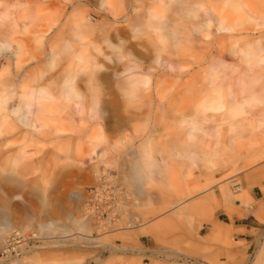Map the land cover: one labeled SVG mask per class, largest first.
Instances as JSON below:
<instances>
[{"label":"rangeland","instance_id":"obj_1","mask_svg":"<svg viewBox=\"0 0 264 264\" xmlns=\"http://www.w3.org/2000/svg\"><path fill=\"white\" fill-rule=\"evenodd\" d=\"M261 55L264 0H0V84L13 95L3 103L0 92V120L11 122L0 137V237L2 223L39 237L2 264H264ZM70 80L90 102L60 97ZM36 86L53 98L32 103L34 127H22L10 111ZM132 113L142 120L126 124ZM137 149L156 165L140 186L129 180ZM101 176L116 186L108 215L85 196L110 192ZM222 185L234 200L219 203ZM233 220L253 229L229 231ZM216 224L226 239L206 242Z\"/></svg>","mask_w":264,"mask_h":264},{"label":"bare ground","instance_id":"obj_2","mask_svg":"<svg viewBox=\"0 0 264 264\" xmlns=\"http://www.w3.org/2000/svg\"><path fill=\"white\" fill-rule=\"evenodd\" d=\"M180 1V0H179ZM182 5V4H181ZM184 5V3H183ZM153 9V8H152ZM152 12H154L152 10ZM151 14V12H150ZM153 15V14H152ZM151 15V16H152ZM150 16V15H149ZM154 16V15H153ZM226 17V16H225ZM127 18V17H126ZM153 18V17H152ZM153 20V19H152ZM174 20V19H173ZM125 22V20H124ZM172 22V21H171ZM177 22V21H176ZM179 22V21H178ZM216 22V21H215ZM163 23L164 22H158V25H157V30H163ZM172 25V24H171ZM217 27V26H216ZM209 30V29H208ZM158 31V32H160ZM79 38V37H78ZM107 41V40H106ZM110 41V40H109ZM108 42V41H107ZM9 45H6L5 48L6 49H9ZM9 51V50H8ZM135 51V50H134ZM136 53V52H135ZM138 56V55H136ZM259 56V55H258ZM264 56V55H263ZM261 55V57H263ZM140 56H138L139 58ZM9 59V58H8ZM13 60V59H12ZM12 63V62H11ZM15 63V62H14ZM137 66V65H136ZM17 69L19 68L18 64H16L15 66ZM138 67V66H137ZM15 69V68H14ZM16 69V71H17ZM39 81H37L38 83ZM13 83V82H12ZM73 80H70V81H66V84L67 86H65V90L67 91L68 95H74L76 93L75 90L71 89V87L73 86ZM0 92H3V94L5 93V96L3 97V103H7L8 101L10 102V100H12L13 98V95L9 92V90H7L9 88V85L8 84H0ZM77 94V97H79L80 99H82V97L80 96V94L76 93ZM45 96V97H43ZM51 97L53 98V95L51 94L50 91H48L47 89H45L43 86H36L34 88H32L31 90H29V94L27 93H24L23 95H21V97L24 99L23 100V104H19L17 107L14 106L12 107V110L10 111V113L12 115H15L16 116V122L21 125L22 127H34V124L32 123L33 119H34V111L30 110L31 106H32V103H37V104H40L42 101H44L46 99V97ZM21 98V99H22ZM233 101V100H232ZM251 101V100H250ZM233 103H235L233 101ZM238 104V103H237ZM155 111V110H154ZM5 116V115H4ZM6 118H8V115H6L3 120H5ZM32 119V121H31ZM155 120V118H154ZM2 119L0 120V137L5 135L8 131L7 129L3 128V124L5 123L6 125H11V122H8L7 120L3 123L1 122ZM193 125V123H192ZM20 127V126H18ZM196 126L193 125V128H195ZM14 128V127H13ZM18 129V128H16ZM192 129V128H191ZM194 131V130H193ZM190 132V131H189ZM195 132V131H194ZM196 133V132H195ZM22 134V133H21ZM193 134V132H192ZM193 137V136H192ZM13 138V137H12ZM191 139V138H190ZM6 140V139H5ZM190 147V145H188ZM188 149V148H187ZM138 151V150H137ZM142 154L143 155H148L149 151L148 150H142ZM8 153V152H7ZM140 153V152H139ZM186 153V152H185ZM189 153V152H188ZM179 154V153H178ZM181 154V153H180ZM189 155V154H188ZM181 156V155H180ZM187 157V156H186ZM190 159V158H189ZM151 161V160H150ZM191 161V159H190ZM164 162V161H163ZM153 163V162H151ZM149 162V159L148 158H145V161H140V160H135L134 162V165L132 166V180H134V182L138 185H142V184H146V182H148L149 180H151L153 177H152V174L149 175L146 171V169H148L149 167H154L156 166L155 164H151ZM162 166V165H161ZM159 167V166H158ZM150 169V168H149ZM5 172V170H4ZM10 173V172H8ZM4 174V173H3ZM221 194L223 196H230V191L228 190V188H226L225 186H221ZM89 214V209L86 210ZM259 216L261 217L262 215L259 214ZM259 217V218H260ZM109 223V222H108ZM83 231V230H82ZM8 232V233H7ZM14 232H24L25 234L26 233H30V232H33L37 235L38 237V233L36 231H30V230H20V229H13L11 226L9 225H4L3 227V233H6V235L0 237V240H5L10 234L14 233ZM216 232L218 234H220V231H217ZM38 240H39V237H38ZM198 248V247H197ZM117 249V248H116ZM264 249V248H263ZM31 251H33V249H30V250H23L22 254L20 256H14L10 259H7V260H1L0 261V264L6 262V261H9V260H12V259H16V258H21V257H24L26 255H28ZM259 260V259H258ZM263 262V261H262ZM260 262V263H262ZM257 264V263H256ZM259 264V263H258Z\"/></svg>","mask_w":264,"mask_h":264},{"label":"crops","instance_id":"obj_3","mask_svg":"<svg viewBox=\"0 0 264 264\" xmlns=\"http://www.w3.org/2000/svg\"><path fill=\"white\" fill-rule=\"evenodd\" d=\"M65 86H67V85H65ZM65 86H62L61 87V89H60V97L61 96H63L64 94H67L68 95V93H67V91L65 90ZM89 87V91L92 93V91H93V89H94V87H90V86H88ZM74 88H75V90H76V93H78V94H80L81 95V97H82V99H83V103H86L87 101L88 102H90L89 100H90V95H87L86 94V92L84 91V90H81L79 87H77L76 85L74 86ZM57 92V91H56ZM74 94V95H77V94ZM52 94H54V91L52 92ZM71 96H73V95H71ZM74 97V96H73ZM76 98H77V96H76ZM78 99H79V97H78ZM84 100H86V102L84 101ZM130 102V101H129ZM91 105H90V110L91 109H94L93 108V106H94V102H91L90 103ZM89 110V111H90ZM142 118V117H141ZM141 118H139V115L138 114H136V115H134L133 113L132 114H130V116H128L127 118H126V120H125V123L126 124H128L129 122H131V121H140V120H142ZM62 132V131H61ZM86 133H89V132H86ZM85 133V138H87L88 139V141L89 142H92V140H91V138H92V135H91V137H90V135H87ZM62 133H60V137L61 136H64V135H61ZM142 147H145V145L144 146H142ZM96 147H91V151H93V152H95L96 151V149H95ZM138 150V151H137ZM136 151H134V152H132L130 155H131V158L132 159H137L138 158V152H139V150L140 149H137ZM142 150H144V149H141V151H140V153L139 154H141V157L140 158H144V157H147V158H150V157H152V155L150 154V150H148L149 151V153H148V155L146 156V155H143L142 153ZM105 152H107V150H105ZM102 153H104V152H102ZM97 157H102V155L101 156H97ZM127 164H129V163H127ZM128 166V165H127ZM127 166H125L123 163L119 166L120 167V169H123V168H129V167H127ZM130 170L132 169V167H130L129 168ZM145 172H147V169H146V171ZM148 173V172H147ZM132 170H131V176L129 177V180H130V182H132V183H134V184H136L135 182H134V180H132ZM146 184H147V182H146ZM246 184H247V186H250V185H252L251 184V182L249 181V179H247V182H246ZM137 185V184H136ZM139 186H140V184H138ZM145 185V184H144ZM222 186H225L226 187V185H222ZM226 188H228V187H226ZM229 190V189H228ZM219 197H220V200H219V203L220 202H228V201H232V200H234L235 198L233 197V195L230 193V196H223L222 194H221V186H220V194H219ZM240 200H243V202H244V195H241L240 197H238ZM257 217L259 218L260 216H259V214L260 215H262L261 217H264V214H263V211L261 210V209H259L258 210V212H257ZM235 219V218H234ZM249 218L247 217V218H245L244 220L245 221H247ZM259 219H261V218H259ZM234 222H232V223H228L227 224V227H228V230L229 231H232V232H236V233H238L239 235H241V236H247L246 234H248V232H249V230L250 229H253L252 228V226H250L248 223H238V221L237 220H233ZM9 225V226H11L9 223H2L1 224V232H3V227H4V225ZM12 227V226H11ZM48 227V224H41L40 225V227L38 228V231H42V230H44V229H46ZM83 227V229L85 230V229H87L86 228V226H82ZM130 227H131V225H130ZM13 228V227H12ZM82 229V228H81ZM147 229H148V232L150 233V235L151 236H154L153 238L156 240V241H161L162 239L161 238H159V233H157L155 230L156 229H154V225H152V226H149V227H147ZM216 230L217 231H220V234H218L217 232H216ZM228 230H226L227 232H229ZM226 237H227V233L225 232V229H224V227H222L221 225H219V224H216V225H214L212 228H211V233H210V235H209V237L208 238H206V242L208 241V242H210V241H220V240H223V239H226ZM161 239V240H160ZM193 247L194 248H197V247H200L201 245H203V242H201V241H199L198 239H194L193 240ZM124 251L125 250H127V248H126V246L124 245L123 246V248H122ZM224 253H226L227 254V256L230 258V259H232V260H234L236 257H237V255H238V253H239V249H238V247H236V246H230L228 249H226V251L224 252ZM24 261H25V259H21V260H18V261H14V262H10L9 264H12V263H14V264H24Z\"/></svg>","mask_w":264,"mask_h":264},{"label":"built area","instance_id":"obj_4","mask_svg":"<svg viewBox=\"0 0 264 264\" xmlns=\"http://www.w3.org/2000/svg\"><path fill=\"white\" fill-rule=\"evenodd\" d=\"M100 184L106 183L108 185L107 194H103L104 191L100 186L90 189L89 192L86 191V199L92 201V199L100 202L101 200L105 201L106 210L105 213L108 215L112 212L114 200H112L113 192H115L116 186L114 184V178L110 176H101L99 177ZM102 182V183H101ZM87 207L89 213L93 215L94 213H101L99 211V205H95L94 202H88ZM38 237L35 233H24V232H14L10 234L5 240H0V261L7 260L14 256H20L23 250L33 249L38 243Z\"/></svg>","mask_w":264,"mask_h":264}]
</instances>
